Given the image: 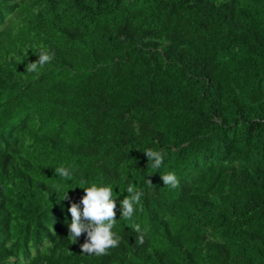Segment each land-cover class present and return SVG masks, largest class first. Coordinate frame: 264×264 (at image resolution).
<instances>
[{"label":"trees","instance_id":"1","mask_svg":"<svg viewBox=\"0 0 264 264\" xmlns=\"http://www.w3.org/2000/svg\"><path fill=\"white\" fill-rule=\"evenodd\" d=\"M92 184L103 256L68 236ZM0 264H264V0H0Z\"/></svg>","mask_w":264,"mask_h":264},{"label":"clouds","instance_id":"2","mask_svg":"<svg viewBox=\"0 0 264 264\" xmlns=\"http://www.w3.org/2000/svg\"><path fill=\"white\" fill-rule=\"evenodd\" d=\"M53 58L54 53L41 51L35 62L25 65V70L28 73H34L38 68H43L50 63ZM144 155L147 161L151 162V166L154 169H158L163 163L165 153L163 150L156 151L149 148L145 150ZM55 173L65 180L72 179V173L68 168L57 167ZM160 179L163 185L169 187L170 190L179 187V179L174 171H169L160 176ZM147 183L151 186L150 181L147 180ZM83 191L84 196L80 200V204L83 205L82 211L76 203H71L67 209L71 215V223L68 225V236L74 243L81 234L86 233V241L81 245V253L95 254L96 256L107 255L108 250L116 248L121 239L112 232V228L116 223V201L112 198L113 188L92 184ZM127 193L129 195L125 196L120 202L121 207L119 210L122 217L131 220L134 214V206H140L144 193L142 190H137L134 185L128 186ZM64 199H67V193ZM84 221H87V223H84ZM133 231L138 234V243L143 244L147 234L146 230L136 223L133 224Z\"/></svg>","mask_w":264,"mask_h":264}]
</instances>
